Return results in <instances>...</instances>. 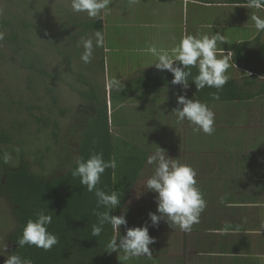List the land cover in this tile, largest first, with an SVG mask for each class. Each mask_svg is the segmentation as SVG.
<instances>
[{
    "label": "trees",
    "instance_id": "trees-1",
    "mask_svg": "<svg viewBox=\"0 0 264 264\" xmlns=\"http://www.w3.org/2000/svg\"><path fill=\"white\" fill-rule=\"evenodd\" d=\"M204 1L200 0L204 4L207 3ZM224 1L225 4L231 6H244L247 3V0ZM72 20L73 27L81 29L83 37L94 35L95 30L103 31L102 20L90 22H82L76 18ZM51 27L54 29L53 25ZM51 27H48V30L52 31ZM61 27L63 32L69 35L68 27L64 24ZM40 29L25 16H21L20 20L18 18L14 20L11 17L0 15V32L5 34L1 42L20 58L21 67L37 72L43 79H55L57 78L56 74L52 75L47 71V66L43 58L35 51L34 43L30 37L33 31L39 32ZM40 31L44 32V30ZM72 40L74 41L72 42L73 49L77 51L78 41L75 38ZM233 48V57L230 61L233 64V70L234 68L253 69V66L264 64V33L252 42H240ZM61 53L63 57H66L63 52ZM67 54L72 56L71 50L67 51ZM66 58L70 60L71 57ZM197 74L198 69L192 68V76ZM173 78V74L166 71L133 80L130 85L122 86L121 91H111L110 101L115 109L128 104V102L139 101V99L145 104L158 105L150 109L147 108L148 110L145 109L146 115L142 119H147L151 124H155L158 132L152 137L143 133L144 139L140 136L138 139L136 132H126L122 137L112 133L111 125L114 124L115 116L109 114L106 94L102 98L96 85L80 74L77 82L88 90H78L71 85L70 87L83 101L89 103L91 111L88 116H84L74 126L71 135L75 143L66 141L62 144L61 172L49 177L34 173L29 163L24 160V154L17 168H11L8 163H4L1 145L8 143L9 136L2 133L0 139V197L6 199L12 206L16 221L15 229L9 236L12 246L9 255L17 253L23 258H30L33 264H160L165 258L161 256L168 255L178 249V244H181L182 241L176 234L180 231L179 228L174 229L163 219L158 227L152 226L149 213L159 215L157 212L158 194L145 189V180L147 181L154 173V166L147 164V157L150 154L161 148L167 156L179 160L172 152L175 141L169 138L171 135L174 136L173 129H171V122L175 115L174 109L170 107L168 110L163 105L173 106L177 103V97L180 95H185L188 99L199 100L206 103L208 107L221 105L224 107V111L218 120L224 125L225 109L228 108L236 112L241 111L242 107L252 109L256 98L264 95V85L256 89L257 77L255 76L246 77L243 80L233 76L219 91V99H215L213 94L217 93V89L205 87L199 91L191 77L189 86L185 89L182 85L172 84ZM124 113L128 112L124 111ZM228 115L232 116L228 121L229 130H227L228 127L227 129L221 128L215 130L212 135L196 131L197 134L191 136L189 146L194 145L196 140V144L202 146L200 149L215 150L223 155L225 151L228 152L233 147L239 150L242 146L247 145L248 141L244 138L243 133L238 137L231 136V132H233L231 128L236 122L231 112ZM135 116L137 119L142 118L139 114ZM165 120L169 121V125L164 127ZM54 128L58 129V124H55ZM54 136L57 137L55 131ZM252 147L254 146L252 145ZM93 152H102L105 160H110L113 157L116 159L117 168L115 170L107 169L102 175L98 187L109 194L116 191L120 198V205L111 210V215H123L127 220V227L121 226V236L126 234L127 228L142 227L147 223L150 236L155 238V243L149 246L152 250L151 258L147 256L126 258L123 252L119 253L118 251L109 253L107 244L114 233L108 224L104 225L99 237L92 235V225L98 224L94 210L104 211L105 209L103 207L97 209V198L94 192H88L86 186L81 185L80 178L72 175V170L76 167V157L87 160ZM199 158L200 155L197 157V154L194 156L188 154L185 157L188 160L187 165H189V161L193 164ZM199 190L202 191V186L199 187ZM134 197L139 198L138 204ZM222 202L224 203V201ZM133 203L136 204L135 209L132 208ZM40 210H44L46 214L53 217L48 231L59 238V243L50 251L28 245L20 248L18 239L22 236L27 221L36 219V214ZM224 227V225L217 224L214 231L209 230V232L216 233L214 234L216 236L208 242L200 243V250L207 251L206 249H209L208 252L201 251L200 253L220 258L234 256V264H240L239 260L244 256L254 255L251 253H255V250L247 243H245L244 249L239 246L237 249L225 248L222 244L223 238H225L223 236ZM261 252L264 255V249Z\"/></svg>",
    "mask_w": 264,
    "mask_h": 264
},
{
    "label": "rangeland",
    "instance_id": "rangeland-1",
    "mask_svg": "<svg viewBox=\"0 0 264 264\" xmlns=\"http://www.w3.org/2000/svg\"><path fill=\"white\" fill-rule=\"evenodd\" d=\"M0 15L11 17L14 20L16 18L20 20L21 16H25L31 23L38 25L40 30H44V32L33 31L30 37L34 43L35 51L43 58L47 71L52 75L56 74L57 77L55 79H43L37 72L25 70L20 65V58L0 41V139L2 133L9 136L8 143L1 145V148L2 157L5 153L9 154L8 165L11 168H17L20 165L24 154V160L29 163L31 170L36 174L49 177L61 172L62 144L66 141L75 143L71 135L72 130L78 124L77 122L84 116H88L91 111L89 103L83 101L70 87L71 85L78 90H88L77 82L80 74H83L88 80L90 79L93 85H96L102 98L106 94L109 114L115 116L116 122L114 121V124L111 125V131L115 136L122 137L126 132H136L138 139L139 136L144 139L143 133L152 137L158 132L155 124H151L147 119L142 120L146 115L145 109L148 110L147 108L150 109L158 105L145 104L139 99V101L128 102V104L116 109L113 107L110 101V93L115 90L109 89L106 82L117 76L126 86L128 76H133L126 71L117 73L118 75L113 72L109 51L105 52L103 48H96L92 62L85 64L80 58L83 52L82 46L78 47L77 51L73 49L72 42L74 41L72 39L75 38L79 42L83 36H81V29L73 27L72 19L76 18L82 22H90L92 19L84 13H74L70 7V0H0ZM62 24L68 27L69 35L63 32ZM51 25L54 26V29ZM47 26L51 27L52 31L48 30ZM107 48L110 49V46ZM69 50H71L72 56L67 54ZM61 52L66 57H71L70 60L63 57ZM253 67L264 71V66H262L263 68ZM227 75L230 79L233 76L239 78L245 73L230 67ZM256 102L252 109L242 107V110H238V112L226 108L224 125L218 120L224 111V107L221 105L209 107L215 113V130L227 129V127L229 130L228 121H230L229 117L232 116L228 114L231 112L236 122L231 128L233 131L231 136L236 135L238 137L239 134L243 133L244 138L248 141V144L239 150L233 147L228 152L225 151L223 155L215 150L200 149L202 146L196 144V140L194 145L189 146L191 136L197 134L193 130L195 126L187 120L183 123H177V118L174 115L173 122H171L174 136L169 137L175 141L172 152L183 164H188V160L185 159L188 154L193 156L197 154V157L200 155V158L194 162L195 164L189 161V165L197 173V187L202 186L201 192L206 201V207L201 213L199 223L192 226L191 232L179 231L176 233L182 239L181 244H178V249L170 254L161 256L165 258L160 264L229 263L226 262L229 258H225V260L218 256L200 253L201 251H209V249H206L207 251L200 250V243L214 239L216 233H210L209 230L214 231L219 222L228 224L231 218L230 212L227 211L226 213L225 208H222V188L238 186L237 181L241 183L242 179H247V177L242 176L243 173L241 178L237 174L239 169L244 170L240 166L242 162L251 156L250 150L255 144L256 130L259 129V126H264V108L262 107L261 110L260 107L262 101ZM163 106L169 110L170 107L176 109L179 105L176 103L173 106L166 104ZM124 111L128 113L125 114ZM137 114L141 115L142 118L137 119L135 116ZM163 123L164 127L169 125V121L165 120ZM55 124H58V129L54 128ZM54 131L57 133V137L54 136ZM177 144L178 147L176 148ZM16 148H19L20 151L16 152ZM259 157L264 159L263 155ZM250 174L253 176L252 173ZM250 184L251 181H244L243 188H250ZM137 200L139 198H135L136 203ZM132 208H136L135 203L132 204ZM15 222L12 206L6 199L0 197V264H5L10 253L12 246L9 236L15 229ZM184 240L185 244L183 245ZM5 246L6 254H4L5 250H2ZM220 259H224L226 263L221 262Z\"/></svg>",
    "mask_w": 264,
    "mask_h": 264
},
{
    "label": "clouds",
    "instance_id": "clouds-1",
    "mask_svg": "<svg viewBox=\"0 0 264 264\" xmlns=\"http://www.w3.org/2000/svg\"><path fill=\"white\" fill-rule=\"evenodd\" d=\"M112 0H70V7L74 13H84L92 20H104L110 10ZM250 9H264V0H247L244 5ZM257 33L264 31V18L259 15H251ZM5 34L0 32V41ZM228 42L224 35H185L180 42L168 49L157 47L151 44L146 52L155 57L154 65L158 70H167L173 74L174 85H182L187 89L189 78L195 82L196 88L200 91L205 87L217 89L213 94L219 99V91L228 82V70L233 64L230 62L233 52L225 54L224 49L218 45ZM78 47L83 48L81 60L85 64L92 62L96 48H103L108 51L104 31L95 30L94 35L81 37ZM150 65V66H151ZM175 65V66H174ZM237 67V65L235 64ZM192 68L198 69V74L192 76ZM109 89L122 90V82L119 78H111L106 82ZM124 87V85H123ZM178 107L173 113L177 123L185 120L195 126L194 131H203L207 135L215 132V113L206 103L199 100L188 99L185 95L177 97ZM16 152L20 149L16 148ZM4 163H8L10 156L5 153ZM76 167L72 175L80 178V183L86 186L88 192H94L97 198V209L103 207L104 211L94 210L98 218V224L92 225V235L99 237L104 225L111 226L113 236L107 244L108 252H123L126 258L147 256L152 257V250L149 247L155 243V238L149 234L147 223L142 227L127 228L126 234L121 236V226L127 227L125 216L111 215V210L120 205V198L116 191L110 194L98 187L101 177L107 169L115 170L117 161L113 157L105 160L103 153L93 152L87 160L76 157ZM147 164L154 166V173L147 179L145 189L158 194L157 213H149L152 226L158 227L160 221L165 220L174 229L179 228L182 232H191L192 226L199 223L201 213L206 207L203 193L197 187L196 171L190 165L180 163L178 159L170 158L161 148L147 157ZM53 217L40 210L36 219H29L23 229L22 236L18 239L20 248L25 245L42 248L50 251L59 243V238L48 231ZM5 250L6 246L2 249ZM5 264H33L30 258H23L19 254L7 256Z\"/></svg>",
    "mask_w": 264,
    "mask_h": 264
},
{
    "label": "crops",
    "instance_id": "crops-1",
    "mask_svg": "<svg viewBox=\"0 0 264 264\" xmlns=\"http://www.w3.org/2000/svg\"><path fill=\"white\" fill-rule=\"evenodd\" d=\"M204 2L207 3L200 0H112L110 10L103 20V31L106 45L110 46L108 51L112 58L110 64L113 72L117 74L126 71L131 74L133 77L128 76L127 85L133 80L166 72L151 65L156 59L146 49L151 44L170 49L185 35L211 36L220 33L228 41L218 45L224 49L225 54L232 52L236 44L252 42L263 35L264 31L257 33L251 15L264 18V9L231 6L225 4L224 0ZM257 66L263 68L264 64ZM236 69L245 73L238 79L255 76V88L264 85L263 70L254 67ZM259 100L262 101V110L264 95L257 97L254 103ZM259 129L256 130L254 147L250 150L251 156L242 162L240 166L244 170L239 169L237 174L239 178L245 176L247 179H242L241 183L237 181L238 186L224 187L222 196V208H225L226 213L230 212L231 217L228 224L222 221L219 223L225 226L223 246L244 249L247 243L255 250V253H251L254 255L240 259V264H264L261 252L264 249V159L259 157L264 156V126H259ZM244 181H251L250 188H243ZM221 258H229L225 259L226 262L234 264V256ZM224 259L221 262L226 263Z\"/></svg>",
    "mask_w": 264,
    "mask_h": 264
}]
</instances>
